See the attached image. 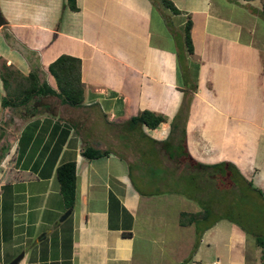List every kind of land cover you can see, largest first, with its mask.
<instances>
[{
  "label": "crops",
  "instance_id": "obj_1",
  "mask_svg": "<svg viewBox=\"0 0 264 264\" xmlns=\"http://www.w3.org/2000/svg\"><path fill=\"white\" fill-rule=\"evenodd\" d=\"M169 1L175 12L161 0H0V62L54 89L47 65L70 55L83 83L80 105L36 96L13 118L0 264H260L253 232L225 218L226 177L195 164H230L264 197V0ZM142 110L163 121L127 123ZM87 146L108 153L86 159ZM69 161L66 208L55 169Z\"/></svg>",
  "mask_w": 264,
  "mask_h": 264
},
{
  "label": "trees",
  "instance_id": "obj_2",
  "mask_svg": "<svg viewBox=\"0 0 264 264\" xmlns=\"http://www.w3.org/2000/svg\"><path fill=\"white\" fill-rule=\"evenodd\" d=\"M71 2V0H70ZM161 2L168 7L171 11L175 12L176 9L169 0H161ZM73 9V5L70 4ZM189 21L186 22L184 27V39L188 48L189 43ZM47 71L52 76L55 84V88H51L46 82L39 81L35 72H29L26 75L20 73L4 61L0 62V82L3 94L0 98L1 108H21L29 105L34 97L43 95H54L62 103L69 106H78L82 102L83 83L80 78V61L70 55L61 54L57 56L53 61L47 65ZM34 110H36L34 108ZM37 113L33 111V114ZM163 121L161 115L153 112L142 110L136 115L131 116L128 120V124H143L148 128H154L160 122ZM3 135V128L0 127V137ZM108 153L105 149H95L90 146L84 147L81 151V155L86 159H92L106 155ZM196 167H201L206 172L216 175L222 174L221 170H225L224 174L228 173L229 178L234 177L240 179V183L237 185H230L231 190L236 187L237 193L241 191V188L247 191L256 192L263 200L262 193L259 189L252 186L251 182L240 176L237 170L230 164H212L201 165L195 164ZM237 172V173H236ZM56 179L59 184V192L66 208H71L76 198V176H75V164L72 161L62 163L55 169ZM237 183V182H236ZM212 184H214L212 182ZM228 187V188H230ZM227 188V187H226ZM234 202V197L230 199V203ZM229 203V199H228ZM208 214L207 210L199 212L189 213L180 212L178 222L180 225H187L193 221L204 218ZM255 243L260 247V264H264V239L258 235H253Z\"/></svg>",
  "mask_w": 264,
  "mask_h": 264
},
{
  "label": "rangeland",
  "instance_id": "obj_3",
  "mask_svg": "<svg viewBox=\"0 0 264 264\" xmlns=\"http://www.w3.org/2000/svg\"><path fill=\"white\" fill-rule=\"evenodd\" d=\"M45 102H48L49 104H53L54 102H57V99H42ZM8 111L3 117V120L0 122V127L3 128V135L0 137V160L2 157L7 155L10 143L13 138L14 132H15V121L13 120L14 117L22 116L20 114V111H22L21 108H13V109H7ZM24 115L29 112H26V109L23 111ZM17 120L16 122H18ZM222 174L226 177L225 182L223 186H226V220L232 221L238 224L239 227L246 229H250L253 233L251 235H258L264 239V200L255 195L252 191H247L241 188V191L237 193L236 187H234L231 190L230 185H237L240 183V179L234 177L235 180L229 178L227 174H224L226 172L224 169L221 170ZM237 173V172H236ZM237 182V183H236ZM230 187V188H228ZM211 194V198L214 199L215 195V189L211 186L209 187ZM224 196V194L222 193ZM234 197V202L230 203V199ZM229 199V203H228ZM214 205V204H213ZM213 216L211 215V219L213 220Z\"/></svg>",
  "mask_w": 264,
  "mask_h": 264
},
{
  "label": "water",
  "instance_id": "obj_4",
  "mask_svg": "<svg viewBox=\"0 0 264 264\" xmlns=\"http://www.w3.org/2000/svg\"><path fill=\"white\" fill-rule=\"evenodd\" d=\"M3 20L2 17L0 15V25H2ZM21 254L17 255L16 257H14L10 262L6 263V264H17L18 260L20 259Z\"/></svg>",
  "mask_w": 264,
  "mask_h": 264
}]
</instances>
